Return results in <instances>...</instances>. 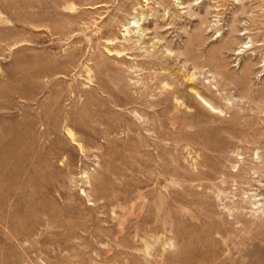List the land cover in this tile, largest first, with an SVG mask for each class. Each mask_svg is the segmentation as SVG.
Masks as SVG:
<instances>
[{"label": "rangeland", "instance_id": "rangeland-1", "mask_svg": "<svg viewBox=\"0 0 264 264\" xmlns=\"http://www.w3.org/2000/svg\"><path fill=\"white\" fill-rule=\"evenodd\" d=\"M0 264H264V0H0Z\"/></svg>", "mask_w": 264, "mask_h": 264}]
</instances>
